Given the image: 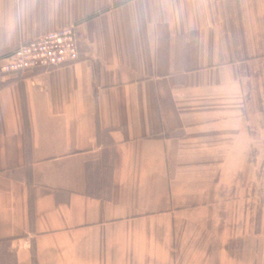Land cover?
Returning <instances> with one entry per match:
<instances>
[{
	"label": "crops",
	"instance_id": "obj_1",
	"mask_svg": "<svg viewBox=\"0 0 264 264\" xmlns=\"http://www.w3.org/2000/svg\"><path fill=\"white\" fill-rule=\"evenodd\" d=\"M67 26L0 71V264H264V0H0V65Z\"/></svg>",
	"mask_w": 264,
	"mask_h": 264
},
{
	"label": "built area",
	"instance_id": "obj_2",
	"mask_svg": "<svg viewBox=\"0 0 264 264\" xmlns=\"http://www.w3.org/2000/svg\"><path fill=\"white\" fill-rule=\"evenodd\" d=\"M80 44L76 26L61 28L20 44L3 58L0 71L24 73L72 65L79 61Z\"/></svg>",
	"mask_w": 264,
	"mask_h": 264
}]
</instances>
